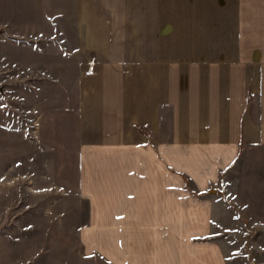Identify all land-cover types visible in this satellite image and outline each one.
Listing matches in <instances>:
<instances>
[{"label":"crops","instance_id":"crops-1","mask_svg":"<svg viewBox=\"0 0 264 264\" xmlns=\"http://www.w3.org/2000/svg\"><path fill=\"white\" fill-rule=\"evenodd\" d=\"M63 10L78 43L63 55L76 67L80 197L115 233L162 235L177 219L175 232L203 234L211 208L242 234L264 233V0H65Z\"/></svg>","mask_w":264,"mask_h":264},{"label":"rangeland","instance_id":"rangeland-1","mask_svg":"<svg viewBox=\"0 0 264 264\" xmlns=\"http://www.w3.org/2000/svg\"><path fill=\"white\" fill-rule=\"evenodd\" d=\"M63 3L0 0V264H264V233L242 234L220 210L204 211L215 227L203 234L177 219L162 235L115 233L80 197L76 67L63 55L78 43Z\"/></svg>","mask_w":264,"mask_h":264},{"label":"trees","instance_id":"trees-1","mask_svg":"<svg viewBox=\"0 0 264 264\" xmlns=\"http://www.w3.org/2000/svg\"><path fill=\"white\" fill-rule=\"evenodd\" d=\"M193 194H195V193H193ZM196 195V194H195Z\"/></svg>","mask_w":264,"mask_h":264}]
</instances>
